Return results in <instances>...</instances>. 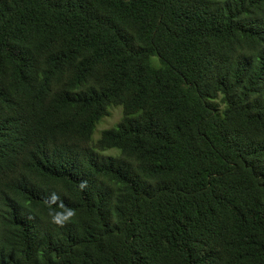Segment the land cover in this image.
I'll list each match as a JSON object with an SVG mask.
<instances>
[{
  "label": "trees",
  "instance_id": "1",
  "mask_svg": "<svg viewBox=\"0 0 264 264\" xmlns=\"http://www.w3.org/2000/svg\"><path fill=\"white\" fill-rule=\"evenodd\" d=\"M0 264H264V0H0Z\"/></svg>",
  "mask_w": 264,
  "mask_h": 264
},
{
  "label": "rangeland",
  "instance_id": "2",
  "mask_svg": "<svg viewBox=\"0 0 264 264\" xmlns=\"http://www.w3.org/2000/svg\"><path fill=\"white\" fill-rule=\"evenodd\" d=\"M109 114L103 116L101 120L97 123L96 128L94 130L93 139H97L101 131L106 128L116 127L118 125L119 120L122 117V107L121 106H110ZM107 152L111 153V150Z\"/></svg>",
  "mask_w": 264,
  "mask_h": 264
},
{
  "label": "clouds",
  "instance_id": "3",
  "mask_svg": "<svg viewBox=\"0 0 264 264\" xmlns=\"http://www.w3.org/2000/svg\"><path fill=\"white\" fill-rule=\"evenodd\" d=\"M71 213H69V215H70ZM67 217H65V219H66Z\"/></svg>",
  "mask_w": 264,
  "mask_h": 264
}]
</instances>
